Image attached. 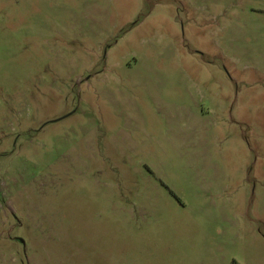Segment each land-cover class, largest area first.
Instances as JSON below:
<instances>
[{"label":"rangeland","instance_id":"374dc122","mask_svg":"<svg viewBox=\"0 0 264 264\" xmlns=\"http://www.w3.org/2000/svg\"><path fill=\"white\" fill-rule=\"evenodd\" d=\"M0 264H264V0H0Z\"/></svg>","mask_w":264,"mask_h":264}]
</instances>
